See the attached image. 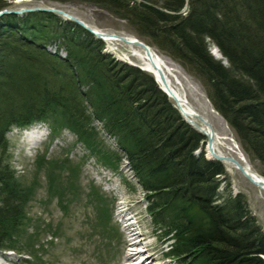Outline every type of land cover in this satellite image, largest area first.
Returning a JSON list of instances; mask_svg holds the SVG:
<instances>
[{
  "label": "trees",
  "instance_id": "obj_1",
  "mask_svg": "<svg viewBox=\"0 0 264 264\" xmlns=\"http://www.w3.org/2000/svg\"><path fill=\"white\" fill-rule=\"evenodd\" d=\"M50 1L91 3L125 19L146 43L201 83L242 149L264 162V0ZM6 4L0 0V8ZM53 44L67 57L49 51ZM103 44L54 13L0 18V249L14 242L27 196L8 161L6 132L12 125L48 121L54 130L66 126L116 162L117 155L98 137L92 123L97 119L116 137L144 190L154 192L148 209L163 221L165 235L171 234L175 258L183 264H264L259 256L264 238L255 240L252 234L261 233L254 218L242 217L243 194L223 193L217 202V182L211 176L216 167L203 159L188 176L192 184L185 185L184 151H178L179 160L173 156L174 163L165 162L166 153L173 154L185 135L177 110L151 74L102 53ZM210 44L222 58L211 55ZM134 103L154 114L153 134L131 113Z\"/></svg>",
  "mask_w": 264,
  "mask_h": 264
},
{
  "label": "rangeland",
  "instance_id": "obj_2",
  "mask_svg": "<svg viewBox=\"0 0 264 264\" xmlns=\"http://www.w3.org/2000/svg\"><path fill=\"white\" fill-rule=\"evenodd\" d=\"M42 2L60 6L100 30L131 34L146 42L125 19L102 7L79 1ZM110 44L114 47L111 56L127 63L139 64L126 44L118 41ZM107 46L103 44L102 47H106L104 52L109 51ZM151 46L176 63L207 98L204 88L194 76L155 46ZM210 47L214 45L210 44ZM55 49L59 51L60 47L56 45ZM64 51L62 49V53L56 54L66 58L67 53ZM210 53L216 59L222 58L220 52V58L212 51ZM186 92L190 102L210 119L219 136L235 138L232 129L214 108L216 114L208 113L203 95L191 88H187ZM167 99L174 102L168 96ZM94 121L98 137L105 147L117 155H114L116 162H111L109 158L89 148L68 130L61 129L56 133L58 130H54L48 121H32L26 126L12 125L6 132L8 161L27 196L22 205V223L14 236V242L9 248L0 249V264H117L124 227L117 211L120 205L129 208L128 216H135L138 221L137 230L146 235V241L151 247L158 244L156 255L159 259H151L152 263L183 264L170 252L173 239L171 234L165 235L163 221H156L148 209L150 199L155 201L154 192L148 190L149 194L145 195L147 192L124 158L116 137L105 128L102 129L104 126L97 119ZM33 128L38 133L42 130L46 138L41 140L39 136L36 137V144L29 143V147L25 145L27 141L24 140L23 131ZM219 148L233 155L226 147ZM246 159L253 168L260 171L256 160ZM228 181L229 190L234 195L243 194L246 205L264 229V193L261 194L238 171H228ZM225 187L226 183L219 188L225 190Z\"/></svg>",
  "mask_w": 264,
  "mask_h": 264
},
{
  "label": "bare ground",
  "instance_id": "obj_3",
  "mask_svg": "<svg viewBox=\"0 0 264 264\" xmlns=\"http://www.w3.org/2000/svg\"><path fill=\"white\" fill-rule=\"evenodd\" d=\"M123 36H125V41L116 37L114 39L107 40V43L118 41L126 44L130 48L132 56L136 57L139 60V64L141 66L149 70L153 78H155L154 81L157 83V86L158 84H161L163 88H165L164 93L174 101L173 103H170V105L177 110L180 118V124H178L177 122L176 123L178 124L180 129L182 128L185 131V135H182L179 140L182 145L179 144V147L176 148V151L173 154L166 153L165 162L170 160L172 163H174L175 160H173V156L177 160H179L178 151H184L186 160L184 162L182 171H184L185 180L186 178H188V176L191 175L194 170L200 169L197 165L200 166L202 159L208 161L212 166H215L216 168L211 169V172L213 173H211V176L215 175L214 178L217 182V202L222 201L221 199L223 198V193L224 195L234 196L231 190H229V181L227 182L228 171H238L245 179L256 186L261 194L264 193V162H262L259 158L250 156L242 149L240 141L238 140L239 138L237 137L236 132L232 129L229 121L215 109L213 103H211L212 107L210 106V103L208 102L205 95L202 94V90L199 88V86L196 85L194 81L190 77H188L176 63L160 54L151 45L145 43L148 46V48H146L139 43L142 40L137 38L136 36L131 34H124ZM136 40H139L138 43L136 42ZM215 47V45L212 48L209 47L210 52L212 51L217 58H220V55L218 54L219 52L217 51L218 48ZM107 48H109L107 49L109 51L104 52L105 49L102 47V53L107 54L111 51H114L110 46H107ZM112 58L114 57L112 56ZM114 59L118 62L126 63L121 59ZM187 88H191L193 91L199 92V94L203 95L205 103H207L206 105L209 109L208 113H215V109L223 117L227 126L232 129L235 138L228 135L219 136L216 133L210 119L203 113H201V111L198 110L188 99L186 92ZM139 104L140 103H134V105L131 107V113H133L136 117L139 126L143 128L144 126H146L145 132L149 133V130H155L156 128L154 114L146 112V109L139 106ZM147 104L149 106L152 103ZM92 117L95 116L92 115ZM94 120L92 121V123L95 122ZM172 122L175 123L174 120ZM61 129L68 130L72 133V131L67 128ZM102 129H104V127H102ZM188 130L198 135L197 140L192 137V133H188ZM202 130H204V132ZM23 133L24 140L27 141L25 145L28 144L29 147H31L29 143L36 144V141H38V139H35L36 137L39 136V139L41 140L46 138L42 130L38 133L34 128L30 130H24ZM150 133L153 134L154 132ZM220 146L226 147L233 155L222 152L219 148ZM246 158H248L249 161L256 160L260 165V171H257L255 168H253ZM186 182V186L188 184H192V181H190L189 178L188 180H186ZM224 183H226L225 190L222 189L223 186L222 188H219L220 185ZM196 185L197 184L195 182L193 186H195V188L197 189L198 186ZM148 194V192L145 193V195ZM117 211L119 217H121L120 222L124 226L122 230V238L120 240L121 253L117 264H154V262H151V259H159L158 255H156L157 250L159 251L158 244L153 246L152 248L151 244L146 241V235L139 233V230H137V219L134 215L128 216L129 208L120 205V207L118 206ZM243 211L245 212V214L242 217L248 218L249 216H252L254 218V224L258 227L261 233L256 235L252 234V237L255 240H259V237L264 238L263 227L258 224L257 219L251 213L247 205L243 206ZM259 256L264 259V254H260ZM7 259L10 258L8 257Z\"/></svg>",
  "mask_w": 264,
  "mask_h": 264
},
{
  "label": "water",
  "instance_id": "obj_4",
  "mask_svg": "<svg viewBox=\"0 0 264 264\" xmlns=\"http://www.w3.org/2000/svg\"><path fill=\"white\" fill-rule=\"evenodd\" d=\"M38 1V2H36ZM42 1H50V0H8V4L0 8V18L7 15H16V16H22L26 13L30 12H48V13H54L58 15L62 20H68L76 23L80 27H82L84 30H86L88 33L93 35L95 38L100 39L107 43V40L114 39L118 37L119 39L125 41V36L113 32H107L104 30H100L88 23H86L83 19L80 17L70 13L69 11L63 9L60 6L50 5L46 4ZM139 40H136L138 43ZM112 43V42H111ZM144 47L148 48L146 45L147 43L144 41L139 42ZM146 43V44H145ZM108 46L114 48L112 44L107 43ZM119 58L118 55H115ZM121 59V58H120ZM123 60V59H121ZM133 66H137L142 70H145L149 72L146 68L141 66L140 64L129 62ZM150 73V72H149ZM155 79V78H154ZM158 87L164 92L165 88L161 84H158ZM204 132V130H202Z\"/></svg>",
  "mask_w": 264,
  "mask_h": 264
}]
</instances>
